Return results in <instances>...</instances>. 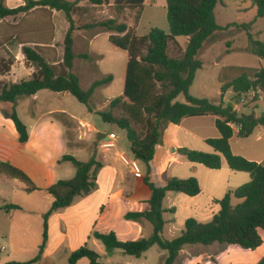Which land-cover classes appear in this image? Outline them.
<instances>
[{
    "label": "trees",
    "instance_id": "obj_1",
    "mask_svg": "<svg viewBox=\"0 0 264 264\" xmlns=\"http://www.w3.org/2000/svg\"><path fill=\"white\" fill-rule=\"evenodd\" d=\"M86 1L89 6L99 7L108 4L109 0H26L24 5L8 8L4 0H0V19L17 16L23 12L43 7L63 11L70 27L64 39V56L62 62L53 64L46 59L38 47L24 44L22 52L26 65L33 64L35 72L29 79L18 82H0V102L16 104L18 98L31 96L41 90L51 92H67L85 105L90 113L100 116L104 123L114 125L126 132L130 150L134 158L147 166L144 180L151 189L150 209L145 212L127 213L128 220H147L153 225V233L149 237L137 240L122 241L114 231L107 233L94 232V237L105 246L107 254L122 250L125 254L141 257L151 247L158 246L167 252L162 264H175L181 251L188 245L210 246L221 245L220 255L229 246L246 251H253L264 244L260 230H264V163H257L236 155L231 149V138L234 134L232 125L239 126L238 135L247 138L259 125H264V114L258 116L254 111L241 112L232 102L225 105L224 95L231 90L233 99L239 105L252 95V101L260 98L264 92V68L228 66L224 67L220 81L221 99L218 103L190 93L197 71L203 67L199 54L205 44L215 34L230 26L247 28V51L264 58V42L254 38L249 28L252 23H230L226 26L218 24L215 8L218 0H166L167 21L169 31L152 28L145 35H138L136 27L146 0H115L117 10L129 9L134 12L133 24L110 18L105 21L85 24L88 28L100 27L109 32L108 40L115 47L127 52L126 76L123 93L113 98L106 110L95 108L93 97L96 91L114 80L113 74H107L94 80L84 89L80 76L74 71L78 58H89L88 54L75 51L73 32L74 16L88 14L89 7L80 5ZM250 1L257 7V18L264 17V0ZM188 38L184 49L180 48L178 38ZM177 46L180 55L172 56L170 47ZM14 62L11 59H0V76L9 75ZM183 95L184 102L178 100ZM244 107L246 105L243 103ZM11 118L20 134V141L29 139L26 124L19 117L16 108L5 111ZM212 115L216 117V127L220 136L208 138L206 143L213 148L212 153L200 150L181 148L179 153L187 160L202 164L210 169H221L223 162L234 171L247 172L251 180L240 187L230 190L218 200L221 209L207 223L188 218L185 229L180 236L166 239L163 236L165 225L163 200L169 191L181 192L188 196H197L201 186L197 178H167L164 186L159 187L149 177L150 162L155 156L156 147L163 142V133L170 123L180 124L184 118ZM62 160L70 161L76 168L71 179L59 180L45 189L52 198L50 209L44 214L43 242L39 253L27 261H7L0 264H35L39 262L47 243L48 219L51 214L71 206L75 200L88 195L97 189V174L103 164L93 155L89 161H81L73 155H64ZM0 174L18 179L26 185V191H41L31 178L20 168L9 162L0 160ZM240 202L233 205V199ZM21 209L16 204H5L0 210ZM88 258L89 264H100L101 255L87 244L72 252L68 264H76L80 259ZM218 264V259L213 261ZM264 264V257L257 263Z\"/></svg>",
    "mask_w": 264,
    "mask_h": 264
},
{
    "label": "crops",
    "instance_id": "obj_2",
    "mask_svg": "<svg viewBox=\"0 0 264 264\" xmlns=\"http://www.w3.org/2000/svg\"><path fill=\"white\" fill-rule=\"evenodd\" d=\"M25 1L4 0L5 5L11 9L24 5ZM114 2L115 0H109L108 5ZM80 5L89 6L86 1L81 2ZM157 11L163 12L164 17L167 16L166 0H146L136 27L137 34L138 28L145 20L149 22V29L162 28L157 26L155 17ZM73 18L76 27L73 32L75 51L80 54L77 51L76 39L82 37L89 58L104 57L97 51L95 42L102 33L97 31L100 27L87 28L85 24H78L80 17ZM69 27L70 24L63 11L43 7L0 19V59H11L14 62L10 74L0 76L2 80L18 82L29 79L35 72L36 68L33 64L26 65L22 52L24 44L38 47L46 59L53 64L62 62L63 43ZM103 32L108 36L110 34L105 30ZM17 64L20 68L24 67L25 71L21 72L19 67L16 69ZM204 64L205 62L203 67ZM18 72H21L22 76H18ZM68 94L41 90L34 95L18 98L15 105L10 102H0V160L23 170L33 183L42 189L28 192L26 185L20 180L0 174V206L16 204L21 207V209L9 211L0 210L2 263L27 261L39 253L44 233L43 216L52 205V198L44 190L59 180L71 179L76 174L74 165L70 161L62 160L63 156L73 155L79 160L83 156L85 158L82 161H87L95 155L96 159L103 164L97 174V189L88 195L78 197L71 206L50 215L47 243L41 259L35 264H57V261L58 264H68L70 254L85 244L95 249L101 256L104 255L107 264H146L148 254L156 245L139 258L127 255L119 249L109 255L105 246H101L99 244L101 241L93 234L96 231L100 233L114 231L118 239L122 241L151 236L153 225L149 221L125 218L127 213L145 212L150 209L149 200L152 192L144 180L147 175V166L142 163L144 175L141 178L135 177L119 157L120 153L133 155L130 146L127 150L122 148L120 143L112 150L100 147L101 139L106 137L108 132L117 134L112 128L114 125L111 126L103 121L96 128L103 135L98 140L99 145L96 151L91 154L85 149L71 148L65 136V123L59 115H65L83 124H89V120L84 117L78 118L64 107L47 104L54 103L56 99H65ZM233 94L229 90L224 95L225 105L232 102L241 112L245 109L249 111V107H242L235 102ZM220 99L218 97V100L212 101L218 103ZM13 107L27 126L29 139L26 142L20 141V134L14 121L4 114L5 111H11ZM215 121V116L207 115L184 118L180 124L170 123L163 133L162 144L156 147L155 156L150 162L149 177L153 183L162 187L167 178L195 177L201 186V192L193 197L181 192H167L163 200L165 219L163 236L166 239L180 236L188 218H195L202 223L210 222L221 209L218 200L222 199L228 191L251 180L249 173L232 170L226 161L223 162L221 169H210L187 160L179 153L181 148L212 153L214 150L206 143V140L220 136ZM232 127L234 134L230 143L233 153L257 163H264V125H259L247 138L239 137V126L232 125ZM232 203L237 204L234 200ZM260 234L264 239L262 229ZM215 246L220 245L215 243L210 246H185L175 264H214L212 257ZM231 247L234 246H229L226 251H230ZM190 250L198 252L191 254ZM226 251L222 254L227 253ZM166 255V251L160 252L162 262ZM222 257L218 258V264H223ZM238 257L241 260L252 259L250 264H257L264 257V244L253 251L243 250ZM76 264H89V259L82 258ZM232 264H239V262Z\"/></svg>",
    "mask_w": 264,
    "mask_h": 264
},
{
    "label": "rangeland",
    "instance_id": "obj_3",
    "mask_svg": "<svg viewBox=\"0 0 264 264\" xmlns=\"http://www.w3.org/2000/svg\"><path fill=\"white\" fill-rule=\"evenodd\" d=\"M88 7V14H86L85 16L82 15L80 17V19L78 20L79 25L105 21L110 18H117L119 21L133 24L134 12L130 11L129 9L119 11L114 4H106L100 7ZM215 15L218 24L221 26H226L230 23H252L249 28L250 32L255 39L264 42V17L257 18V7L254 6L252 2L245 0H218V4L215 8ZM155 17L157 20V26H162V28L160 29L168 32L169 25L167 16L164 17L163 12L157 11L155 13ZM148 23V20H145V22L138 28L137 32L139 35L146 34L148 30L152 29L148 28ZM97 31L102 33L98 37V39H95L96 49L100 54H103L104 57L94 56L92 58H78L75 61L74 71L80 76L81 84L84 89H87L96 79H99L107 74L114 75V80L112 83L107 86L100 87L94 94L93 102L95 108L98 111H102L107 109L109 102L113 98L123 93L128 55L126 51L115 47L109 42L107 33L103 32L104 29L99 28L97 29ZM76 40L77 51L80 54H88L85 51L84 39L81 37V39ZM178 40L181 45L180 48L184 49L187 45L188 38L180 37L178 38ZM247 46L248 35L247 28L245 27L230 26L224 30L217 32L214 38H212V40H209L205 44L199 54V58L203 60V62H205V66L203 67V69L201 68V70L197 72L196 82L195 84L193 83L194 86L192 85L190 93L196 97H205L210 100L216 101L218 100V97L221 98L220 93L222 83L220 81V76L224 67L245 66L264 68V58H261L247 51ZM180 51L181 50H179L177 46L170 47V54L172 56L180 55ZM17 65L16 69L17 67L20 68V66ZM20 69L21 72L25 71L24 67L22 66ZM21 72H18V76L22 74ZM2 81L5 80H2V77H0V82ZM178 100L185 101V98L183 95H181ZM243 103L246 105V107H249V111L245 109L244 112L254 111L258 116L264 114V92L260 93V98L256 102L252 101L251 95L249 98L245 99ZM243 103L240 104L242 107H244ZM47 104H54V106L57 107H64L67 111L75 114L78 118L84 117L89 120V124H83L65 115H59V118L65 123V136L71 148L85 149L91 154L98 149V140L103 136L96 130V128H98L102 124V119L100 118V116L93 113H88L85 105L80 103L70 93L65 99H56L54 100V103ZM112 128L120 136L119 137L116 134L119 139L118 145L120 143L121 147L127 150L130 144L127 140L126 132L115 126H112ZM84 158L85 157L82 156L81 161L84 160ZM89 160L90 159H88L87 161ZM233 200L237 204L240 202V200L236 198H234ZM99 244L103 246L102 242H99ZM213 251L212 262L220 258L221 256H223V264H232L234 262H239V264H250L253 261L252 259L241 260L238 256L242 254L243 250L237 247H231L230 251H226L227 253H225L224 255L222 254L221 256V245L215 246ZM160 252L165 251L160 249L158 246H156L154 250H151V252L148 254V262L146 264H162ZM197 252V250H190L191 254H196ZM100 264H107L104 255L101 256Z\"/></svg>",
    "mask_w": 264,
    "mask_h": 264
},
{
    "label": "built area",
    "instance_id": "obj_4",
    "mask_svg": "<svg viewBox=\"0 0 264 264\" xmlns=\"http://www.w3.org/2000/svg\"><path fill=\"white\" fill-rule=\"evenodd\" d=\"M244 102V100H243ZM118 136L115 133H108L106 137L101 139L100 147L105 150H112L118 146ZM120 160L126 165L135 177H143L144 171L141 162L133 156L126 153H120Z\"/></svg>",
    "mask_w": 264,
    "mask_h": 264
},
{
    "label": "water",
    "instance_id": "obj_5",
    "mask_svg": "<svg viewBox=\"0 0 264 264\" xmlns=\"http://www.w3.org/2000/svg\"><path fill=\"white\" fill-rule=\"evenodd\" d=\"M235 102H236V100H235Z\"/></svg>",
    "mask_w": 264,
    "mask_h": 264
}]
</instances>
